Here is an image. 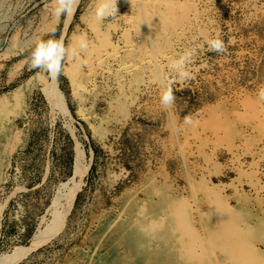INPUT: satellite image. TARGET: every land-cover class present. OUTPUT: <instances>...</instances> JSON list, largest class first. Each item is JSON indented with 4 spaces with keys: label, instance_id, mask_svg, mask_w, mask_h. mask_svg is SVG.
<instances>
[{
    "label": "rangeland",
    "instance_id": "374dc122",
    "mask_svg": "<svg viewBox=\"0 0 264 264\" xmlns=\"http://www.w3.org/2000/svg\"><path fill=\"white\" fill-rule=\"evenodd\" d=\"M97 4L57 17L54 0H0V100L19 91L0 127L21 140L0 181V264H103L137 218L127 193L160 214L178 198L202 229L211 198L194 183L219 184L230 208L264 218V0H119L102 22ZM49 39L75 52L55 78L31 63ZM182 56L186 78L170 67Z\"/></svg>",
    "mask_w": 264,
    "mask_h": 264
},
{
    "label": "bare ground",
    "instance_id": "6f19581e",
    "mask_svg": "<svg viewBox=\"0 0 264 264\" xmlns=\"http://www.w3.org/2000/svg\"><path fill=\"white\" fill-rule=\"evenodd\" d=\"M60 96V89L56 88L51 93L54 104L58 105ZM12 99L18 101V90L11 97L0 100V109L9 105ZM0 132L3 136L0 138V181L3 182L11 153L20 146L21 140H15L9 128L0 127ZM82 158L77 170L81 178L90 167L85 165V157ZM193 187L211 198L206 207L201 205L202 208H199L202 229H197L192 223L191 213L184 201L167 196V190L163 187L149 185L152 193L166 195L165 202L160 204L162 214L139 203L135 196L127 193L124 203H130L137 218L121 230L125 236L121 239L122 243L115 239L117 243H114L112 255L106 257L103 264H111L117 258L124 257L123 248L129 251V257L122 260L125 264H264V250L256 246V242L264 243V218L254 225L250 222L251 216L230 208L218 193L219 184L211 188L206 182H196ZM107 228H114V223L108 224Z\"/></svg>",
    "mask_w": 264,
    "mask_h": 264
},
{
    "label": "clouds",
    "instance_id": "9594fccd",
    "mask_svg": "<svg viewBox=\"0 0 264 264\" xmlns=\"http://www.w3.org/2000/svg\"><path fill=\"white\" fill-rule=\"evenodd\" d=\"M57 7L54 14L58 17L60 15H70L75 7L78 5L79 0H54ZM119 0H98L97 7L94 12V17L98 22H102L109 16H113L118 12ZM80 47L82 50H87L88 45L81 42ZM209 48L222 53L225 51L224 42L220 39H215L209 42ZM69 54L75 55L74 51L65 47L63 40L49 39L41 41L37 44L35 50L31 54V63L33 67H39L46 70L52 78L58 76L62 70L63 61ZM186 58L181 57L179 60L172 62L170 67L179 72L181 78H186L188 72L184 70ZM174 101V97L170 91L164 93L162 97V104L170 107Z\"/></svg>",
    "mask_w": 264,
    "mask_h": 264
}]
</instances>
